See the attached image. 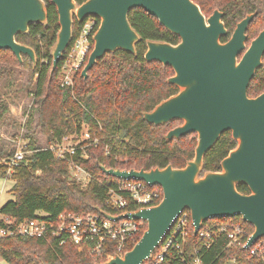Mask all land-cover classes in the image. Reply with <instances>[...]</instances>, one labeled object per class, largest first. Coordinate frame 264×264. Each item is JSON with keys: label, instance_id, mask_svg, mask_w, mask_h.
<instances>
[{"label": "trees", "instance_id": "trees-1", "mask_svg": "<svg viewBox=\"0 0 264 264\" xmlns=\"http://www.w3.org/2000/svg\"><path fill=\"white\" fill-rule=\"evenodd\" d=\"M47 10L46 24L29 26L26 34L15 37L16 42L30 47L35 52L37 63L22 56L19 63L9 51H0V66L6 69L27 71L28 82L34 80L31 111L37 118V127L45 136V146L59 142L62 137L79 134L82 125H86L90 140H97L96 146L84 150L77 149L70 160L77 163L90 177L85 187L69 181L70 161L57 160L53 154L30 142L26 151L39 150L25 157L23 163L14 168L9 180L14 182L9 193L13 200L0 207V216L13 219L14 226L32 220L39 212L54 219L61 213H96L116 214L108 204V186L117 181L104 175L99 166L106 169L145 170L183 168L187 161L194 157L196 135H188L180 140L167 142L164 135L179 122H172L161 127L147 124L142 116L151 112L159 103L176 95L178 89L166 83L173 76L169 67L160 63H147L144 60L146 41L164 42L175 45L179 39L161 27L158 21L140 8L132 9L128 14L131 27L139 35L140 41L135 45L136 55L118 50L108 53L98 60L88 72L87 78L74 77L73 91L62 89L59 85L61 66L72 46V43L51 74V49L55 44L59 30L58 14L51 0H42ZM87 0H75L77 5ZM203 15L208 16L214 10L224 13L223 24L227 36L234 30L238 21L254 10H260L259 16L251 24L248 35L253 39V27L261 21L264 25V0H193ZM263 23V24H262ZM260 25V26H261ZM81 24L73 21L72 41L76 38ZM93 47V43L91 49ZM85 60L84 65L87 62ZM83 65V66H84ZM264 92V57L262 66L251 80L247 95L255 98ZM7 109H3L6 113ZM30 120V119H29ZM179 126V125H178ZM76 132V133H74ZM87 141L85 144H90ZM231 133H223L215 145L203 158L202 176L206 172H219L220 162L236 147ZM1 153V149H0ZM85 155L84 159L82 156ZM7 167L0 164V179L5 178ZM40 174L37 175L36 173ZM160 194L162 191L155 187ZM241 194H248L245 185H237ZM162 199V198H161ZM134 210V208L130 209ZM188 217L190 214L186 211ZM243 224L248 236L253 228L240 218H230ZM224 222L226 218L208 220L204 224ZM0 227H4L0 222ZM146 224L141 231L126 244L125 252L139 241ZM203 229V228H202ZM225 234L216 232L210 239L194 235L189 225L187 238L181 247V253L174 247L169 248L160 264H191L199 258L202 264H262L256 257H250L243 243L232 244ZM258 243L264 246V238ZM156 251L144 264H155ZM0 258L7 264H102L93 261L88 255L79 252L71 245L59 246L55 240L28 237H5L0 239ZM104 263V262H103Z\"/></svg>", "mask_w": 264, "mask_h": 264}, {"label": "water", "instance_id": "water-1", "mask_svg": "<svg viewBox=\"0 0 264 264\" xmlns=\"http://www.w3.org/2000/svg\"><path fill=\"white\" fill-rule=\"evenodd\" d=\"M58 14L59 30L51 49V74L73 39V21L98 19L92 36L93 47L80 76L98 60L118 50L136 55L139 35L131 27L128 14L140 8L159 25L176 36L175 45L146 41L144 60L169 67L173 76L166 83L179 92L159 103L143 120L155 127L182 122L164 135V140H180L196 135L194 157L180 169L118 170L99 166L104 175L118 180H138L162 191L161 201L150 208L112 216L110 220L132 219L146 224L139 241L123 257L115 255L102 264H144L160 247L176 219L188 211L194 235L203 223L221 218H240L253 228L243 249L264 238V92L249 98L247 89L264 56V28L246 48V31L253 15L240 21L229 40L221 42L227 30L222 14L215 10L207 19L191 0H51ZM47 10L42 0H0V51L9 50L22 63L26 56L35 67L33 49L16 42L33 24H46ZM240 60L238 56L242 54ZM230 131L236 147L220 162L219 172L202 176L203 158L220 136ZM249 193H239L237 185Z\"/></svg>", "mask_w": 264, "mask_h": 264}, {"label": "built area", "instance_id": "built-area-1", "mask_svg": "<svg viewBox=\"0 0 264 264\" xmlns=\"http://www.w3.org/2000/svg\"><path fill=\"white\" fill-rule=\"evenodd\" d=\"M98 25V19L93 17H89L81 23L80 31L76 38L71 41L72 46L61 66L59 85L62 89L73 91L74 77L85 66V60L92 50V36ZM89 133L87 126L82 125L78 135H66L56 144L44 148V150L50 151L55 159H68L70 161V172L73 178L80 181L81 186H86L90 181V177L77 163L70 160V157L75 154L77 149L84 150L90 145L96 146L98 141L95 139L90 140ZM77 137L81 139L77 140ZM87 141H91L90 144H85ZM37 151L39 150H33L32 153ZM26 155L25 149H21L14 151L10 157H7L2 163L7 167L3 180H9L8 177L13 173L14 168L24 162ZM82 157L86 158L85 155ZM36 174L39 175L40 173L37 172ZM115 180L117 181L115 186H113L111 180L106 181L108 204L116 213L112 216L150 208L161 201L162 195L155 188L156 186L151 187L138 180ZM132 208L134 210H130ZM0 222L4 226L0 227V239L5 237H28L42 239L47 242L55 240L59 246L71 245L99 263L106 262L115 255L123 257L127 242L137 235L145 224L127 218L113 221L99 212L61 213L54 219L45 213L39 212L34 219L17 226H14L13 219L8 217L0 216ZM189 225L192 226L191 218L184 211L176 219L160 247L156 250L158 252L154 260L155 264L161 263L169 248L174 247L181 253V247L187 238ZM214 232L218 235L225 234L230 242L229 246L243 243L242 248H244L250 236H248L247 229L243 224L234 222L230 218H226L224 222L203 223L198 231L199 236L206 239H210V235ZM258 241L245 250L248 251L250 257L259 258L264 264V246ZM191 264H202V262L199 258H195Z\"/></svg>", "mask_w": 264, "mask_h": 264}, {"label": "rangeland", "instance_id": "rangeland-1", "mask_svg": "<svg viewBox=\"0 0 264 264\" xmlns=\"http://www.w3.org/2000/svg\"><path fill=\"white\" fill-rule=\"evenodd\" d=\"M260 25L261 21L253 27V35H257L260 29H262V25ZM34 80L35 78L32 83L28 82L27 71L6 69L0 66V164L7 157H10L14 151L21 149H25L26 151L30 142H34V145L37 147L45 148V136L37 127V118L35 113L30 109ZM58 80L60 81V75ZM5 108L7 112L3 113V109ZM177 125L175 123L172 127ZM80 139V137H77V140ZM32 151H26V156L31 155ZM68 180L80 185V181L73 178L71 172L69 173ZM13 184L14 182L10 180L0 179V207L8 200L13 199L9 193ZM1 261L0 258V263L6 264ZM227 264L234 263L228 262Z\"/></svg>", "mask_w": 264, "mask_h": 264}, {"label": "flooded vegetation", "instance_id": "flooded-vegetation-1", "mask_svg": "<svg viewBox=\"0 0 264 264\" xmlns=\"http://www.w3.org/2000/svg\"><path fill=\"white\" fill-rule=\"evenodd\" d=\"M193 3H195L193 0H191ZM196 4V3H195ZM197 5V4H196ZM198 6V5H197ZM199 7V6H198ZM200 9V8H199ZM260 9V8H259ZM254 10L252 13H249V14H246L240 21H242L243 19H245L247 16H249V15H253V19H252V21L250 22V24H249V26H248V29H247V31H246V37H247V41H246V48H248L249 47V45H250V43H251V41L253 40V39H255L256 37H257V35L261 32V30L264 28V25H263V27H262V29H260V31L257 33V35L253 38V39H251L250 37H249V35H248V30H249V28H250V26H251V24L253 23V21L259 16V14H260V10ZM217 10V9H216ZM201 11V10H200ZM215 11V10H214ZM213 11V12H214ZM217 11H219V10H217ZM212 12V13H213ZM221 14H222V18H221V21L223 20V17H224V13L223 12H221V11H219ZM202 13V12H201ZM211 13V14H212ZM210 14V15H211ZM210 15H208V16H205V15H203L206 19L210 16ZM240 21H238L237 23H236V25L240 22ZM223 22V21H222ZM236 25H235V27H236ZM235 27H234V29H235ZM234 31V30H233ZM233 33V32H232ZM232 33H231V35H232ZM228 35V34H227ZM226 35V36H227ZM231 35L228 37V39L225 41V42H227L228 40H229V38L231 37ZM225 36V37H226ZM222 38H224V37H222ZM221 38V39H222ZM222 42V41H221ZM225 42H222V43H225ZM244 53H242V54H240L237 58H238V60H240V58L242 57V55H243ZM264 57V56H263ZM263 59V58H262ZM262 66V65H261ZM256 73V72H255ZM174 74V73H173ZM255 76V75H254ZM254 78V77H253ZM251 82V81H250ZM178 89V88H177ZM178 92H179V89H178ZM175 96V95H174ZM174 122H179L180 124H178V125H181V123L182 122H180V121H174ZM172 123V122H171ZM177 125V126H178ZM177 126H175V127H177ZM174 127V128H175ZM173 129V128H172ZM172 129H170V130H172ZM169 130V131H170ZM226 132H228V133H231L230 131H226ZM225 133V132H224Z\"/></svg>", "mask_w": 264, "mask_h": 264}, {"label": "crops", "instance_id": "crops-1", "mask_svg": "<svg viewBox=\"0 0 264 264\" xmlns=\"http://www.w3.org/2000/svg\"><path fill=\"white\" fill-rule=\"evenodd\" d=\"M11 197H12V195H11ZM13 198V197H12ZM13 200V199H12ZM8 201H10V200H8ZM5 204V203H4ZM2 263L4 262L3 260L1 261ZM5 263V262H4ZM1 264V263H0ZM7 264V263H6Z\"/></svg>", "mask_w": 264, "mask_h": 264}]
</instances>
